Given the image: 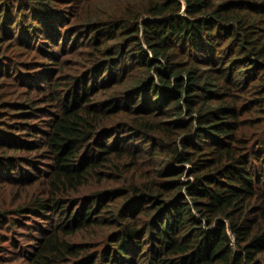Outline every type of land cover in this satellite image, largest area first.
<instances>
[{"label":"trees","instance_id":"1","mask_svg":"<svg viewBox=\"0 0 264 264\" xmlns=\"http://www.w3.org/2000/svg\"><path fill=\"white\" fill-rule=\"evenodd\" d=\"M0 264H264V0H0Z\"/></svg>","mask_w":264,"mask_h":264},{"label":"rangeland","instance_id":"2","mask_svg":"<svg viewBox=\"0 0 264 264\" xmlns=\"http://www.w3.org/2000/svg\"><path fill=\"white\" fill-rule=\"evenodd\" d=\"M29 224H31V223H29ZM25 232H27L25 229H21V233L18 235L19 237L17 238V240H19L18 242H20L22 244L29 242L28 239L25 236H23V234H26ZM11 248L16 249V247H14V248L11 247ZM21 261H22V259L17 260L16 262H21Z\"/></svg>","mask_w":264,"mask_h":264}]
</instances>
